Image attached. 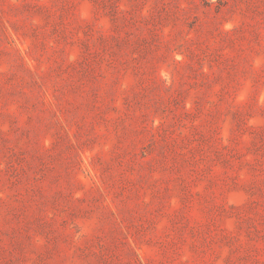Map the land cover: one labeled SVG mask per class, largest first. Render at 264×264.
Wrapping results in <instances>:
<instances>
[{"label": "rangeland", "instance_id": "rangeland-1", "mask_svg": "<svg viewBox=\"0 0 264 264\" xmlns=\"http://www.w3.org/2000/svg\"><path fill=\"white\" fill-rule=\"evenodd\" d=\"M0 264H264V0H0Z\"/></svg>", "mask_w": 264, "mask_h": 264}]
</instances>
